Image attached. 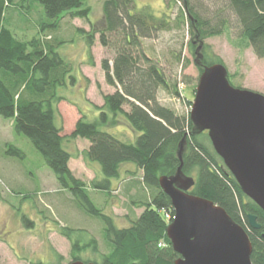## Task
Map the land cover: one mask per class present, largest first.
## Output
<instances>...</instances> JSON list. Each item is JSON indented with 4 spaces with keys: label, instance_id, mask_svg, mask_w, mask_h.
Returning a JSON list of instances; mask_svg holds the SVG:
<instances>
[{
    "label": "trees",
    "instance_id": "obj_1",
    "mask_svg": "<svg viewBox=\"0 0 264 264\" xmlns=\"http://www.w3.org/2000/svg\"><path fill=\"white\" fill-rule=\"evenodd\" d=\"M180 1L191 36L188 46L194 56L197 51L195 43L201 45L198 50L202 67L197 66L200 74L203 66L222 63L219 59H207L204 40L222 33L229 22V13L235 18L240 37L247 42L255 57L264 59V0H218L220 7L212 13L213 17L202 16L191 0ZM36 3L42 7L47 22L39 23L37 36L31 39L15 37L4 22L6 10L18 13L21 10L26 14L32 12ZM133 8V0L104 1L105 26L99 32L98 42L114 56L111 60L103 59L100 64L105 83L113 88V92L102 95L101 106L91 104L95 113L93 119L87 118L80 110L81 117L73 131L62 136L56 106L66 99L58 95V89L66 86L68 78L74 80L71 76L73 67L57 51L63 41L56 39L54 32L60 30L59 22L67 13L72 18H87L89 10L85 1L0 0V116L10 120L14 133L24 135L33 144L59 187L68 190L75 204L86 214L100 218L104 226L102 235L111 250L108 254H101L99 261L83 259L81 254L86 250L98 252L95 238L89 236L86 239L85 230L65 225L58 228V233L69 241L73 261L172 264L179 255L173 252L166 236L167 222L161 212L172 211L173 214L174 211L171 200L159 188V178H170L180 168L181 175L194 179L189 193L212 201L240 225L251 242L250 261L264 264L263 210L242 193L210 145L206 132L197 131L189 114L179 115L157 99L159 89L177 98L180 93L161 70L159 62L144 52L142 41L170 30L171 23L147 8L138 11ZM85 38L90 54L94 34L87 33ZM123 123L137 134L134 142L127 143L118 133L108 130ZM75 139L88 141L89 146L82 152L83 161L95 163L101 173L100 178L89 184L75 177L69 168L73 156L65 149L64 142L69 146ZM5 148L2 153L6 157L21 160L25 156L11 143ZM129 164L134 165L135 172H141L139 186L135 181L133 184L137 189L141 188L145 196L141 201H133L136 207L142 208L141 214L131 219L128 227L120 229L96 206L91 191L105 192V196H109L113 191L112 180H118L121 167ZM31 197L23 194L22 200ZM248 214L255 216L259 230L248 226ZM22 222L28 227L33 226L25 216H22ZM53 258L51 264H61L63 259L55 251Z\"/></svg>",
    "mask_w": 264,
    "mask_h": 264
},
{
    "label": "rangeland",
    "instance_id": "obj_2",
    "mask_svg": "<svg viewBox=\"0 0 264 264\" xmlns=\"http://www.w3.org/2000/svg\"><path fill=\"white\" fill-rule=\"evenodd\" d=\"M84 1L89 10L88 17L72 18L67 13L59 22L60 30L54 32L55 38L63 41L57 51L73 67L71 76L74 81L68 78L66 86L58 89V95L66 99L56 106L57 122L62 124V136L72 132L81 117V111L87 118L93 119L91 102L103 104L102 95L113 91L105 83L100 63L103 59L111 60L114 53L98 42L99 32L105 26L102 11L105 0ZM191 1L202 16L213 17L212 13L220 7L218 0ZM133 4L135 11L147 8L171 23L170 30L158 33L154 39H144L142 48L148 57L159 62L161 70L171 83H175L177 92L180 93L177 98L159 89V103L170 107L179 115H187L198 85L200 71L196 61L200 55V44L195 43L197 51L194 56L188 46L191 36L182 3L180 0H133ZM32 7V12L26 14L21 10L19 13L13 12L12 9L6 10L4 14L6 26L21 40L37 36L39 23L47 22L42 7L38 3ZM228 16L229 22L222 33L204 40L207 47L205 56L208 60L222 61L228 71L231 86L264 96V59L255 57L247 42L240 37L235 18L230 13ZM90 32L94 34V44L90 50L92 63L85 38ZM45 35L48 34L45 32ZM108 130L116 135L118 133L127 143L134 142L137 138V134L124 123ZM86 142L88 143L87 140L77 139L68 146L65 141L64 147L73 156L71 169L77 174L76 177L89 184L91 180L100 178L101 173L95 171L92 166L95 163L83 161L82 152L85 151ZM8 143L22 151L24 158L19 160L6 157L2 152ZM124 166L126 165L121 168ZM126 188L127 185L121 183L109 196H105V192L91 191L96 206L111 217L112 223L120 229L128 227L130 220L141 214L142 208L136 207L133 201H141L145 196L141 188L139 190L134 187L133 195L129 198ZM23 194L32 197L22 200ZM22 216L33 222V226L23 224ZM64 225L85 230L88 236L86 239L89 236L95 238L98 252L86 250L81 254L83 259L99 261L101 254H108L111 250L102 235L104 226L100 218L86 214L75 204L68 190L59 187L54 174L33 144L24 135L14 133L10 120L0 116V264H51L54 261L53 251L63 258L61 264H69L73 261L70 243L58 233V228Z\"/></svg>",
    "mask_w": 264,
    "mask_h": 264
},
{
    "label": "water",
    "instance_id": "obj_3",
    "mask_svg": "<svg viewBox=\"0 0 264 264\" xmlns=\"http://www.w3.org/2000/svg\"><path fill=\"white\" fill-rule=\"evenodd\" d=\"M196 65L202 67L201 55ZM202 70L191 102L190 122L198 132H206L242 193L264 212V96L231 86L222 63ZM178 157L181 160L180 153ZM193 185L194 179L181 175L180 168L170 178H159V188L171 200L174 211L165 229L173 252L179 255L172 264H252V246L245 230L212 201L191 195ZM247 218L250 228L260 229L255 216L248 214Z\"/></svg>",
    "mask_w": 264,
    "mask_h": 264
},
{
    "label": "crops",
    "instance_id": "obj_4",
    "mask_svg": "<svg viewBox=\"0 0 264 264\" xmlns=\"http://www.w3.org/2000/svg\"><path fill=\"white\" fill-rule=\"evenodd\" d=\"M113 92V91H112ZM112 92H110V93H112ZM93 105L95 104L96 106H101L102 105V103L100 104V103H96V102H91ZM95 113H93V115H94ZM126 129V128H125ZM128 130V128L126 129V131ZM73 131V130H72ZM129 131V130H128ZM117 132H119V130L117 131ZM71 132H69L68 134H65V135H69ZM77 139H75V141H76ZM89 146V143H87L86 142V147H85V149L87 148ZM71 160H72V158H71ZM71 160H69V168H70V171L73 173V175L76 177L77 176V174L75 175V172H73V170L71 169ZM93 167H94V169H95V171H97V172H99L98 171V166H96V165H92ZM121 170V174H120V176H119V179L118 180H112L113 182H112V186L113 187H116V188H113V191H115V189H117V187H119L120 186V184L121 183H125L126 185H127V188H126V190L128 191L127 193H126V195L130 198V197H132V195H133V191H132V189L135 187L134 186V184H133V182L135 181L136 183V185L137 186H139L138 184H140V175H141V172H135V170H137V169H135V167H134V165H132V164H129V165H126V166H124L123 168H121L120 169ZM131 172H132V174H131ZM135 172V173H134ZM134 173V174H133ZM133 176H135V177H133ZM136 176L138 177V178H136ZM125 181V182H124ZM137 216H139V215H137Z\"/></svg>",
    "mask_w": 264,
    "mask_h": 264
},
{
    "label": "built area",
    "instance_id": "obj_5",
    "mask_svg": "<svg viewBox=\"0 0 264 264\" xmlns=\"http://www.w3.org/2000/svg\"><path fill=\"white\" fill-rule=\"evenodd\" d=\"M168 213L166 214L165 211L161 212L165 221L166 222H171V220L173 219V214H172V211H167Z\"/></svg>",
    "mask_w": 264,
    "mask_h": 264
}]
</instances>
